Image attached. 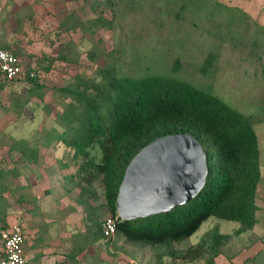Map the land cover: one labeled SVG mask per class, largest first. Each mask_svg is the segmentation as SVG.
I'll return each instance as SVG.
<instances>
[{
    "label": "rangeland",
    "instance_id": "obj_1",
    "mask_svg": "<svg viewBox=\"0 0 264 264\" xmlns=\"http://www.w3.org/2000/svg\"><path fill=\"white\" fill-rule=\"evenodd\" d=\"M1 2L7 50L37 77L0 87V228L2 219L32 217L38 197L46 196V217L71 226L76 264H161L189 247L214 249L215 230L230 231L237 222L211 216L184 240L162 245L117 233L104 241L101 222L110 212L103 176L86 181L91 175L83 159L63 140L77 137L85 102L107 79L161 74L209 90L251 115L264 177V0ZM16 11L28 17L22 26L16 17L10 20ZM23 144L33 151L22 155ZM87 149L100 161L97 146Z\"/></svg>",
    "mask_w": 264,
    "mask_h": 264
},
{
    "label": "trees",
    "instance_id": "obj_2",
    "mask_svg": "<svg viewBox=\"0 0 264 264\" xmlns=\"http://www.w3.org/2000/svg\"><path fill=\"white\" fill-rule=\"evenodd\" d=\"M7 83L1 81L0 87ZM84 105L77 137L63 140V145L83 159L91 175L86 181L103 176L105 202L112 215L117 214L116 195L127 164L154 139L188 133L206 156L205 184L194 199L165 213L121 220L117 234L133 242L162 245L189 237L211 216L236 221L241 230L256 224L260 148L251 115L209 90L161 74L107 79ZM94 145L101 154L98 162L88 157L87 148ZM31 151L32 145L19 149L22 155ZM2 221L0 231L8 227ZM201 251L199 246L189 247L178 258L193 260Z\"/></svg>",
    "mask_w": 264,
    "mask_h": 264
},
{
    "label": "water",
    "instance_id": "obj_3",
    "mask_svg": "<svg viewBox=\"0 0 264 264\" xmlns=\"http://www.w3.org/2000/svg\"><path fill=\"white\" fill-rule=\"evenodd\" d=\"M206 175V156L195 137L160 136L127 164L118 186L116 212L122 221H130L183 206L199 194Z\"/></svg>",
    "mask_w": 264,
    "mask_h": 264
},
{
    "label": "crops",
    "instance_id": "obj_4",
    "mask_svg": "<svg viewBox=\"0 0 264 264\" xmlns=\"http://www.w3.org/2000/svg\"><path fill=\"white\" fill-rule=\"evenodd\" d=\"M4 3L1 2V16L4 17L6 11ZM11 11V10H10ZM20 11H16L12 18L20 20L19 26H22L27 20L26 15H22ZM1 17V18H2ZM6 17V16H5ZM10 22V21H9ZM18 26V23L15 22ZM8 25V22L4 27ZM22 28V27H21ZM0 44L9 46V37L7 34L1 33L0 28ZM18 48V47H17ZM258 137V136H257ZM259 142V139H258ZM59 148V147H58ZM60 164L64 166L62 159ZM34 163V162H32ZM65 167V166H64ZM68 167H71L70 165ZM67 167V168H68ZM40 168V167H38ZM66 168V169H67ZM56 169L53 170V172ZM261 171V169H260ZM44 173V172H43ZM66 174V173H65ZM40 174L36 175L39 176ZM60 190L62 188H59ZM59 193V192H58ZM61 194V191L59 195ZM60 200H58L59 202ZM258 210L256 211V224L248 229H240V224L235 226L232 230L219 231L215 230L216 238L215 248L201 251L193 260H181L178 257L166 256L163 264H264V177L261 176V183L256 199ZM49 199L44 196L38 197L35 206L36 212L29 217L26 213H22L24 218V242L23 255L26 264H76V256L74 250L76 249V241L72 240L71 235L74 234L71 230L69 222L65 219L59 223L57 219L46 217V206ZM63 205V204H62ZM61 206V203H60ZM42 212L43 215L40 213ZM20 214L17 215V217ZM13 217L7 220L11 223L17 219ZM236 222V221H235ZM30 223L35 225L32 229ZM32 239L35 242L32 243ZM104 240V239H103ZM184 240V239H183ZM105 241V240H104ZM198 242V241H197ZM196 242V243H197ZM34 244V245H33ZM195 244V243H194ZM193 245V244H190ZM188 246H186L187 248ZM188 249V248H187ZM1 254V244H0ZM161 263V264H162Z\"/></svg>",
    "mask_w": 264,
    "mask_h": 264
},
{
    "label": "built area",
    "instance_id": "obj_5",
    "mask_svg": "<svg viewBox=\"0 0 264 264\" xmlns=\"http://www.w3.org/2000/svg\"><path fill=\"white\" fill-rule=\"evenodd\" d=\"M0 8V24H1ZM27 71V72H26ZM37 73L33 70H25L24 62L15 54L0 46V82H12L18 79L35 78ZM121 221L115 214H108L101 222V237L105 241H111L117 233V223ZM24 242V218L17 219L8 224V227L0 231L1 256L0 264H26L23 255Z\"/></svg>",
    "mask_w": 264,
    "mask_h": 264
}]
</instances>
